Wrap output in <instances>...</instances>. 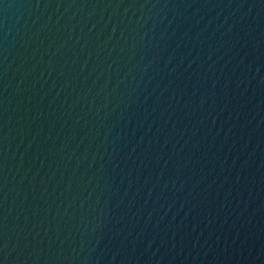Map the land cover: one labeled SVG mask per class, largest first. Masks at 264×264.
<instances>
[{"label":"water","instance_id":"95a60500","mask_svg":"<svg viewBox=\"0 0 264 264\" xmlns=\"http://www.w3.org/2000/svg\"><path fill=\"white\" fill-rule=\"evenodd\" d=\"M0 264H264V0H0Z\"/></svg>","mask_w":264,"mask_h":264}]
</instances>
